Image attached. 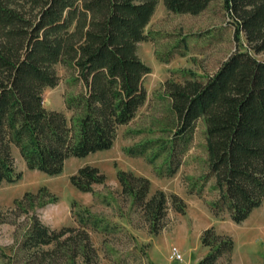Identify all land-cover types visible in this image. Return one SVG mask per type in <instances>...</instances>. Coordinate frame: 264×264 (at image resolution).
I'll list each match as a JSON object with an SVG mask.
<instances>
[{
    "label": "trees",
    "instance_id": "obj_1",
    "mask_svg": "<svg viewBox=\"0 0 264 264\" xmlns=\"http://www.w3.org/2000/svg\"><path fill=\"white\" fill-rule=\"evenodd\" d=\"M156 1L0 0V183L20 178L12 145L30 169L48 175L58 173L67 156L111 145L118 126L128 122L146 98L142 77L150 69L136 53V43L146 38L145 26ZM208 1L162 2L169 9L194 13ZM221 4L232 19L236 45L203 80L164 81L176 122L163 146L171 161L156 172L167 176L175 172L194 123L202 116L209 143L207 171L201 180L214 175L219 190L209 205L214 214L225 209L238 222L264 200V0H221ZM240 34L243 40L239 42ZM60 62L75 70L71 80L80 85L76 92L63 96L64 111L47 108L43 101L44 89L57 82L55 64ZM145 142L127 147V153L139 156L153 148L152 142ZM116 173L123 194L142 209L150 230L156 232L166 209L165 193L161 189L149 193L144 175L127 170ZM104 179L105 174L89 164L70 174V181L83 191H91L92 184ZM191 185L200 192V184ZM169 199L183 211L176 193H170ZM78 214L84 224L107 228L101 226L100 218ZM29 222L16 246L24 252L23 264L40 254L53 257L56 248L65 256L63 264L93 262L95 251L83 230L77 232L74 251L64 245L72 237L68 226L51 228L35 211ZM200 241L209 250L196 264H214L233 245L229 235L211 226L203 229ZM0 254L7 257L1 247Z\"/></svg>",
    "mask_w": 264,
    "mask_h": 264
},
{
    "label": "rangeland",
    "instance_id": "obj_2",
    "mask_svg": "<svg viewBox=\"0 0 264 264\" xmlns=\"http://www.w3.org/2000/svg\"><path fill=\"white\" fill-rule=\"evenodd\" d=\"M162 1H156L145 26L146 38L136 43V53L150 69L142 77L146 98L135 115L118 126L108 148L67 156L62 169L48 175L30 169L12 145L16 169L21 174L15 181L0 183V247L7 253V257L0 254V264H23L24 252L16 246L33 211L51 228H71L67 233L72 237L64 245H70L74 251L79 242L77 232L83 230L95 251L91 264H196L209 250L200 241L203 229L209 226L229 235L233 244L231 252L218 256L214 264H264V200L238 222L230 219L225 209L214 214L209 205L219 190L214 185V175L201 180L207 171L209 143L202 116L194 123L175 172L169 176L156 172L165 164L169 166L172 157H168L163 146L176 122L164 81H181L185 77L203 80L236 45L233 22L221 0H209L204 9L194 13L169 9ZM242 40L240 34L239 42ZM55 71L57 82L44 89L43 101L47 108L64 111L63 96L76 92L80 85L71 80L75 74L72 67L60 62L55 64ZM145 141L152 142L153 148L139 156L127 153V147ZM151 157L153 161L149 162L147 158ZM84 164L95 165L105 174L104 181L92 184L91 191L78 190L70 181V174ZM118 170L144 175L149 181V193L161 189L167 196L165 213L156 232L150 230L142 209L121 191ZM191 184H200V192L192 189ZM170 193H176L183 201L182 212L169 199ZM51 196V202L40 203ZM78 212L100 218L101 226L106 224L107 228L84 224ZM173 246L178 249L179 258L170 256ZM74 258L76 263L81 260L79 255ZM64 259L62 251L56 248L53 257L40 254L29 264H45L48 260L63 264Z\"/></svg>",
    "mask_w": 264,
    "mask_h": 264
},
{
    "label": "built area",
    "instance_id": "obj_3",
    "mask_svg": "<svg viewBox=\"0 0 264 264\" xmlns=\"http://www.w3.org/2000/svg\"><path fill=\"white\" fill-rule=\"evenodd\" d=\"M170 256L171 257H174V258H179L180 257V253H179L178 249L175 246H173L171 248V250H170Z\"/></svg>",
    "mask_w": 264,
    "mask_h": 264
}]
</instances>
